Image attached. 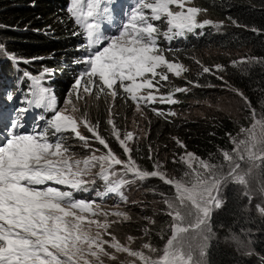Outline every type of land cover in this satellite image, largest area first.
<instances>
[{"label":"snow or ice","instance_id":"obj_1","mask_svg":"<svg viewBox=\"0 0 264 264\" xmlns=\"http://www.w3.org/2000/svg\"><path fill=\"white\" fill-rule=\"evenodd\" d=\"M115 0H70L66 11L79 28L74 33L82 36L85 69L75 79L63 107H58L51 88L44 86L45 69L38 76L25 72L30 81L31 99L26 108L14 109L11 119L0 112V264H205L204 257L209 240L214 233L211 218L214 210L222 207V193L229 184L245 187L247 177L254 168L264 164V111L257 112L251 102L238 89H231L244 100L249 111L248 126H240L232 135L227 133L231 149H220V159L215 154L207 158L188 151L187 145L173 137L182 153L172 162L179 161L184 171L179 177L170 176L163 164L154 160V150L148 146V159L152 170L143 168L133 158L130 142L137 139L134 131H124L117 126L113 106L118 95L130 100L135 109L144 115L143 107L156 103H179L177 93H187L185 87H168L169 74L182 77L189 69L178 59H170L171 48L162 42L184 38L205 27L219 31L224 21L199 20L202 12L191 6L193 0H137L130 6L126 21L117 34L106 35L102 29L105 20H111V5ZM117 14L122 8L117 6ZM233 24L237 21L228 18ZM252 31H258L252 29ZM3 57L20 63L15 54L0 44ZM37 59V58H34ZM42 59V58H39ZM195 60V58H193ZM30 63L31 61H22ZM200 66L198 75L223 72V65ZM264 63V58L244 57L232 61L233 66ZM223 80V76L217 77ZM167 82V83H164ZM227 85V82H224ZM194 87L199 81L188 80ZM162 88H168L162 92ZM107 106L109 136L116 141L126 159H122L110 146L109 139L101 134L100 122L88 117L77 106L88 98ZM8 100L12 96L7 97ZM33 108L51 113L43 126L34 123L31 131H24L26 114ZM159 117H175L174 111L165 112L152 107ZM6 121V122H5ZM90 135H85L81 129ZM69 140L86 149V155L73 151ZM94 144L102 146L94 147ZM246 165V167H242ZM131 176L132 179H128ZM158 178L169 186L171 194L159 193L166 206L164 214L170 218L168 237L162 247H155L150 240L139 248L132 245L137 239L128 236L121 242L111 229L114 225L131 220V216L115 205L105 208L97 199L77 198L78 194L93 190L97 181L103 191L96 198L115 195L120 202H127L126 185L137 180ZM264 214V208L258 209ZM149 225L151 217H144ZM145 237L150 228L143 229ZM164 238L163 232L160 234ZM120 254L125 255L121 260Z\"/></svg>","mask_w":264,"mask_h":264},{"label":"trees","instance_id":"obj_2","mask_svg":"<svg viewBox=\"0 0 264 264\" xmlns=\"http://www.w3.org/2000/svg\"><path fill=\"white\" fill-rule=\"evenodd\" d=\"M69 4L70 0H0V40L5 45V49L15 54L21 61L20 67L14 66V61L10 65L5 60L1 61L3 76L0 90L8 89L5 96L8 97L9 93H19L22 90L21 92L28 97L30 81L24 77V73L38 76L47 69L49 74L45 77L49 78L57 103L61 105L65 92L85 69V65L80 63L84 57L80 45L84 40L82 36L74 34L80 30L66 11ZM192 5L206 9L207 11L204 12L206 16L215 21H224V26L219 31L210 26L199 29L185 38H180V42L176 40L162 42V47L173 50L167 55L171 59L180 60L189 69L182 77L169 74L171 84L168 87L188 86L191 90L187 93H177L179 101L177 104L158 105L160 106L158 109L165 112L174 111L177 114L175 117L169 116L165 119L151 110L153 106L144 107L145 135L142 139L130 142L133 158L143 168L152 170L153 161L148 159V146L151 145L154 150L153 159L164 161L163 166L166 169L163 170L175 177L180 175L178 167L180 163L179 161L173 163L172 160L183 150L177 146L173 137L182 140L187 145L188 151L207 158L209 154L218 156L220 154L218 148L230 150L232 145L226 134L235 135L240 129L234 117L220 111L195 116L190 110V105L194 101L211 96L214 94L213 91L225 81L228 86L244 93L254 105L264 99V63L261 66L251 65L240 68L233 66L232 58L222 57L217 62L224 66L223 73H205L201 76L198 75L200 67L195 62L197 59L194 55L197 51L214 46L228 54H235V51L244 49L252 57L264 58V0H193ZM229 17L237 21L240 26L233 24ZM253 28L258 31H252ZM218 76H223V80L218 79ZM188 80H198L201 85L211 84L215 87H194L187 84ZM167 90L168 88H162V92ZM14 102L15 100L12 104ZM12 104L8 103L10 106ZM81 105L82 111L87 110L88 117L93 123L99 120L101 134L109 139L113 150L122 159H126L119 145L109 136V126L106 123L108 111L103 99L97 102L94 97L88 98L87 109L83 102ZM134 107L135 105L130 100L126 102L122 95H118L114 101V119L122 133L125 130L130 131L132 125L129 116ZM50 114L47 113L49 118ZM70 142L73 151L76 152L74 148H78L76 153L88 154L86 149L80 148L71 140ZM76 145L78 147H75ZM94 147L103 150L98 144H94ZM134 186L144 187V190L158 194L170 189L158 178L137 180ZM126 188L132 191V184L126 185ZM103 190V184L98 180L92 191L77 196L83 199H97V202L101 203H111V208L115 205H119V208L122 206L115 195L96 198V192ZM227 191L222 207L214 210L212 214V229L217 235L208 245L206 264H264V214L258 210L262 207L247 210L238 191ZM125 196L127 197L126 194ZM134 198L135 196L127 197L125 205L131 208L129 211L131 220L114 225L111 231L116 237L124 240L128 236L141 237L144 234L143 229L149 227L150 236L143 238L150 240L158 248L162 247L168 237V223L163 224L166 218L157 213L155 206L131 205ZM144 217L153 218L155 224L149 225ZM162 232L163 239L160 235ZM230 234H249L251 245L249 253L236 249L229 241ZM119 258L123 260L125 255L120 254Z\"/></svg>","mask_w":264,"mask_h":264},{"label":"rangeland","instance_id":"obj_3","mask_svg":"<svg viewBox=\"0 0 264 264\" xmlns=\"http://www.w3.org/2000/svg\"><path fill=\"white\" fill-rule=\"evenodd\" d=\"M136 2H137V0H115V2L111 5V8H110L111 20H105L104 23L102 24V29L105 31L106 35L111 36V35L117 34V29L120 26V24L126 21V17L130 11V6L135 5ZM118 5L122 8V13H123L122 15L117 14V6ZM191 6H193V5H191ZM198 19L204 20V19H210V18L208 16H206L204 12H202ZM213 21H215V20H213ZM200 30H202V29H200ZM179 39H176V41H179ZM0 44H3V42L1 40H0ZM194 55H195L196 59L199 60L203 65L209 66V67H213L214 65H217V64L221 65L220 63L217 62V60L222 59V57H227L226 59L232 58L233 61L234 60H240L241 58H244V57H252L251 55H249V52L247 50H244V49L241 51H235V54H232V53L228 54L225 51H223L217 47H214V46L209 47V48H205L202 51H197ZM2 60H5L8 65H10V63L12 62L11 60L3 57V54L0 53V85L2 84L1 79L3 76V68H1V61ZM179 62H181V61L179 60ZM14 63H15L14 66L18 67L20 65L19 63H16V62H14ZM181 63H183V62H181ZM251 65L261 66L263 64L262 63H251V64L239 65L237 67H240V68L242 66L249 67ZM213 72H215L214 67H213ZM41 73H43V72H40V74ZM219 73H223V72H219ZM185 74L186 73H184L183 75H185ZM49 81H50L49 78H46L44 76V86L51 88V84ZM73 84H71L70 89L65 92L66 95L63 97V101L61 102V105L59 106L57 103L58 107L64 106V103L68 97V94L72 90ZM231 89H233L231 86H228V85H225V83H222V85L220 87H217V89L215 91H213L214 94H212L211 96H208L206 98H202V99H198V100L194 101L190 105L191 112L195 116H198V115L201 116V115L211 114L213 112H219L220 111L222 113H226V114L234 117L238 121L240 126H248L250 124V120L247 119V117L249 116L250 113L245 106V102L237 94L236 91H233ZM7 91H8V89L7 90H0V112L5 113L8 120H10L11 116L14 112V109H17L20 105H24L21 108L28 107V105L24 101L26 99H31V96L24 97L25 96L24 93L21 92L22 90H20L21 94H19V95H18V92L17 93H12V92L9 93L12 96V99L8 100L7 96H5V94L8 93ZM161 91H162V89H161ZM29 93H30V88H29ZM244 96H245V94H244ZM175 98L178 100L177 96H175ZM14 99H16L17 102L15 103V105L10 107L11 110L9 111L8 108H5V107L8 106V103H11ZM159 104L160 103H156V104L151 105V106H153L155 108H159L160 107V106H158ZM251 105L253 108H255L257 110L258 113H260L261 111H264V99L255 105L251 102ZM77 106L81 109V112H83L81 102H79L77 104ZM151 106H149V107H151ZM41 111H44V110L40 109V108H33L26 114L25 128L23 129L24 131H31L35 122H38L41 126H43L44 121L38 120V114ZM131 111H132L131 115L129 116V119H131V125H132L130 128V131H134L136 133L137 139H142L145 135L144 119H143L144 115H141L140 113H138L136 111L135 107ZM143 112H144V109H143ZM188 114H190V112H188ZM45 118L49 119L48 116ZM81 131L85 135H90V134H88L86 129L82 128ZM71 141H73L74 143H77L75 140H71ZM69 143H71L70 140H69ZM75 147H78V146L76 145ZM74 149L76 150V152H78V148H74ZM79 155H81V153ZM81 156H83V155H81ZM216 159H220V154H218V156L214 157V160H216ZM161 163L163 164L164 161H161ZM163 165H165V164H163ZM166 166L168 167V165H166ZM178 167L180 168L179 172L181 175L182 172L184 171V165L180 163V165ZM242 167H246V165H242ZM163 169H166V168L163 167ZM128 179H132L131 176H129ZM247 180H248L247 191L249 192V195H247V196L244 195V192H245L244 186L229 183L223 190V193H222L223 201L225 200L226 195L228 193L227 190H236L240 193L242 199L244 200L245 208L247 210H252L253 207H258V206H259V208L260 207L264 208V164H261V166L258 168H254L252 170L251 174L247 177ZM131 184H132V191L127 189L126 186L124 188L125 194L127 195L128 198H132L135 196L134 202L131 205H135L137 207H145L148 205L155 206L157 208L156 209L157 213H160L163 216V218H166L163 221V224L168 223L167 225H169L170 218L164 214V209L166 206L163 204L161 197H158L160 195L158 193H154L153 191L149 192L146 189L144 190L143 189L144 187L134 186L135 182H133ZM163 193L170 195L171 189H169V191H164ZM77 198H81V197L77 196ZM98 203H101V202H98ZM121 203H122V206L120 207V209L123 211H126L130 215L129 211L131 208L129 206H125L126 203H124V202H121ZM101 204L105 208H109V209L112 206L111 203H101ZM210 224H211V221H210ZM211 228H212V224H211ZM212 232L214 233L213 229H212ZM167 234H169L168 231H167ZM216 235L217 234L214 233V235H212L210 237L209 243H210L212 238L216 237ZM248 236H249V234H241V235L230 234L229 241L236 247V249L238 248L240 251H245V252L249 253V250L251 249V245H250V239ZM143 237H145L144 234L141 237H138L135 240V242L133 243L132 247L133 248H139L142 243L148 242L146 240V238H143ZM117 238L120 239L121 242H126L127 237L124 240H122L119 237H117ZM155 247H157V246H155ZM207 249H206V255L204 257L205 264L207 261ZM106 264H108V263L106 262Z\"/></svg>","mask_w":264,"mask_h":264}]
</instances>
